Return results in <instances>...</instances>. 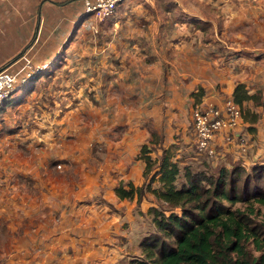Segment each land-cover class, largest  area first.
I'll use <instances>...</instances> for the list:
<instances>
[{"label":"crops","instance_id":"crops-1","mask_svg":"<svg viewBox=\"0 0 264 264\" xmlns=\"http://www.w3.org/2000/svg\"><path fill=\"white\" fill-rule=\"evenodd\" d=\"M156 2L152 0L146 10L138 4L118 10L111 19L127 40L115 44L118 64L113 74L108 67L99 77L97 91L108 132L115 130L122 138L104 140L96 164L88 156L74 159L70 176L75 175V182L51 186L53 191L47 192L46 186L39 185L34 221L21 222L20 243L17 249L1 252L6 261L0 264H116L122 256L120 250L126 251L123 225L134 230L142 220L140 215L156 207L151 193L149 200L143 197L141 201L138 196L131 200L117 194L119 187L130 190L131 185L138 188L145 183L141 147L156 134L160 138L151 144L154 159L170 149L181 168L193 166L201 157L207 159L193 143L194 105L203 101L222 106L233 98L239 83L250 94H257L263 76L257 72L246 77L240 68L243 63L227 53V43L219 44L215 37L216 42L207 43L202 15L185 9L183 0H165L160 16ZM83 7L85 0H0V68L22 51L21 46L33 34H43V38L37 39L24 58L31 55L38 67L56 60L65 43L67 50L72 49L67 41L75 24L84 18ZM21 34L24 36L12 44ZM248 103L258 120H243L241 133L248 143L247 153L239 151L236 141L220 137L215 143L218 155L208 161L212 167L243 166L251 171L264 165V108Z\"/></svg>","mask_w":264,"mask_h":264},{"label":"rangeland","instance_id":"rangeland-1","mask_svg":"<svg viewBox=\"0 0 264 264\" xmlns=\"http://www.w3.org/2000/svg\"><path fill=\"white\" fill-rule=\"evenodd\" d=\"M183 1L185 9L203 16V37L207 43L216 42L214 37L219 44L227 43V53H231L235 61L243 63L240 68L246 77L252 78L257 72L263 76L259 86H256L258 83L255 81L254 84L257 94L264 101V0ZM150 3L129 0L123 3L119 11L133 8L136 4L146 10L151 7ZM164 5L165 0H157L154 5L160 16L159 10L165 9ZM82 12L84 18L75 24L67 41V44H73V48L67 50L65 43L59 51V61L53 66L38 67L35 61L32 62L35 67L32 69L34 76L31 81L39 79L41 73L46 77L24 90L17 87V84L14 103L0 112V263L6 261V256L1 257L3 250L17 249L22 237L21 222L34 221V205L39 202V197L35 198L39 185L46 186V192L53 191L51 186L63 183L66 185L65 182L74 180L75 175L70 176L73 174L70 167L74 159L88 156V161L96 164L103 153L104 140L117 141L122 138L121 133H116L115 130L108 132V125L100 112H103V101L97 88L99 77L108 71V67L113 74V69L118 64L115 44L119 45L121 40L125 41L127 38L120 34L117 24H111V20L92 18L88 22L87 15L84 14L86 8L83 7ZM81 27L83 29L80 30ZM18 36L24 35H16L12 44L17 42ZM42 38L43 34H33L23 43V47V44L19 46L22 51H28L37 39L39 42ZM27 58L31 59L29 56ZM37 60H41V57ZM56 65L59 66L53 68ZM68 91L72 92L67 93ZM110 93L113 97L112 91ZM245 109L250 113L252 111L249 103L245 104ZM238 134L243 136L241 129ZM144 145H148L153 153L154 147L150 143ZM139 156L141 157V153ZM203 163H206L205 158L201 157L189 167L195 172L203 171L207 169ZM219 169L220 167H212L211 170L217 172ZM182 180L183 178L180 183ZM153 186L157 187L158 184ZM149 194L147 192L143 197L148 199ZM43 195L44 192L41 191L40 198ZM154 199L152 202L159 207L155 197ZM140 216L142 220L138 221L134 230L127 227L128 224L123 225L122 237L128 240H124L122 247H126V251L120 250L122 256L116 264H133L135 260L142 258L141 244L156 234L152 216L148 213ZM139 235H142L140 241Z\"/></svg>","mask_w":264,"mask_h":264},{"label":"trees","instance_id":"trees-1","mask_svg":"<svg viewBox=\"0 0 264 264\" xmlns=\"http://www.w3.org/2000/svg\"><path fill=\"white\" fill-rule=\"evenodd\" d=\"M86 19L92 20V17L87 15ZM25 54L27 51H22L0 68L1 72L19 73L16 86L23 90L46 77L41 73L37 80L31 81V77L24 81L28 71L35 67L32 56L25 59ZM56 61L59 59L47 67ZM30 62L31 68H28ZM14 92L0 103V112L14 103ZM232 99L241 108L243 120H258V114L246 111L245 104L253 101L255 106H264L261 95L250 94L246 85L239 83ZM158 141L159 137L152 134L149 143ZM151 153L148 145H144L140 157L146 164L143 186L117 189L121 199L132 200L138 196L141 201L146 192L151 193L159 205L148 211L157 232L141 244L143 257L133 264H264V165L251 171L235 166L213 172L207 158L202 164L207 169L195 172L189 166L181 169L170 149L164 150L157 159ZM155 183L157 187L153 186Z\"/></svg>","mask_w":264,"mask_h":264},{"label":"built area","instance_id":"built-area-1","mask_svg":"<svg viewBox=\"0 0 264 264\" xmlns=\"http://www.w3.org/2000/svg\"><path fill=\"white\" fill-rule=\"evenodd\" d=\"M127 0H85L86 15L100 21L108 20L118 6ZM150 3L152 0H139ZM31 68L30 64L27 65ZM34 71H28L24 81L33 77ZM19 81V74L0 72V103L5 100ZM243 124V112L232 98L220 106L212 102L196 103L192 112L193 143L199 154L214 159L218 155L216 140L223 137L227 142L236 141L239 151L247 153L248 143L238 132ZM59 168L61 166L59 165Z\"/></svg>","mask_w":264,"mask_h":264},{"label":"water","instance_id":"water-1","mask_svg":"<svg viewBox=\"0 0 264 264\" xmlns=\"http://www.w3.org/2000/svg\"><path fill=\"white\" fill-rule=\"evenodd\" d=\"M1 72V71H0Z\"/></svg>","mask_w":264,"mask_h":264}]
</instances>
